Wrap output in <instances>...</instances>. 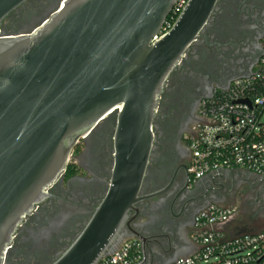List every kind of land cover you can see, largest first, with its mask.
<instances>
[{
	"label": "water",
	"instance_id": "95a60500",
	"mask_svg": "<svg viewBox=\"0 0 264 264\" xmlns=\"http://www.w3.org/2000/svg\"><path fill=\"white\" fill-rule=\"evenodd\" d=\"M24 1L0 0V26ZM176 1L64 0L28 33L0 29V264L79 140L112 116L108 192L48 264H96L115 251L127 212L143 198L152 122L167 80L217 3L189 0L169 32L152 41Z\"/></svg>",
	"mask_w": 264,
	"mask_h": 264
},
{
	"label": "flooded vegetation",
	"instance_id": "af4514ba",
	"mask_svg": "<svg viewBox=\"0 0 264 264\" xmlns=\"http://www.w3.org/2000/svg\"><path fill=\"white\" fill-rule=\"evenodd\" d=\"M63 1L25 0L4 18L1 33L30 32ZM263 40L264 0H217L167 80L152 122V148L139 191L143 198L127 212L114 250L132 242L143 264H172L193 251L197 216L209 204L236 207L224 225L229 234L256 230L250 224L258 223L240 222L239 212L246 201L264 209V179L234 169L215 180L205 175L193 181L188 141L202 121L203 100L253 73ZM115 129L112 116L79 140L63 175L19 226L7 264H48L83 231L110 186Z\"/></svg>",
	"mask_w": 264,
	"mask_h": 264
},
{
	"label": "built area",
	"instance_id": "2783aa9c",
	"mask_svg": "<svg viewBox=\"0 0 264 264\" xmlns=\"http://www.w3.org/2000/svg\"><path fill=\"white\" fill-rule=\"evenodd\" d=\"M188 2L176 1L152 41L169 32ZM201 117L188 141L193 181L205 175L215 180L234 169L264 179V51L253 73L233 79L227 88L203 100ZM236 210L217 204L203 209L192 236L193 251L172 264H264V230L231 235L223 229ZM141 260L139 248L126 242L96 264H138Z\"/></svg>",
	"mask_w": 264,
	"mask_h": 264
},
{
	"label": "rangeland",
	"instance_id": "374dc122",
	"mask_svg": "<svg viewBox=\"0 0 264 264\" xmlns=\"http://www.w3.org/2000/svg\"><path fill=\"white\" fill-rule=\"evenodd\" d=\"M248 191L244 192V195H247ZM244 209L242 212H239V221L243 223H248L249 220L256 221L258 225H251L250 228H256V230L250 231H259L264 230V209L260 205L252 206L249 201H246L244 204Z\"/></svg>",
	"mask_w": 264,
	"mask_h": 264
},
{
	"label": "crops",
	"instance_id": "0c3cea01",
	"mask_svg": "<svg viewBox=\"0 0 264 264\" xmlns=\"http://www.w3.org/2000/svg\"><path fill=\"white\" fill-rule=\"evenodd\" d=\"M223 229H225V228L223 227Z\"/></svg>",
	"mask_w": 264,
	"mask_h": 264
}]
</instances>
